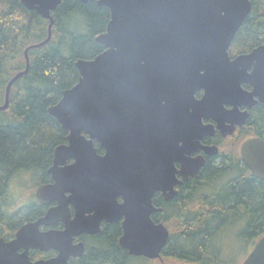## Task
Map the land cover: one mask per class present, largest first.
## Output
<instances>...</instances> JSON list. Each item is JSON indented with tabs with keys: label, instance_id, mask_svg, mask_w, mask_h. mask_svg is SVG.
Wrapping results in <instances>:
<instances>
[{
	"label": "water",
	"instance_id": "water-1",
	"mask_svg": "<svg viewBox=\"0 0 264 264\" xmlns=\"http://www.w3.org/2000/svg\"><path fill=\"white\" fill-rule=\"evenodd\" d=\"M20 1L49 20L48 32L44 40L26 47L25 68L7 82L0 110L8 105L13 82L28 70V49L50 39L51 11L62 0ZM95 1L110 13L105 30L95 37L104 49L91 59L76 60V83L64 89L47 109L68 131V142L55 147L49 170L68 157H73L74 163L58 168L53 175L55 183L38 187L36 194L39 197L45 189L55 191L59 186H99L102 182L96 175H103L121 185L125 197L123 204L112 208L126 211L120 245L132 255L155 258L166 245L169 232L150 219L155 209L152 193L156 190L166 198L174 197L175 186L182 181L176 174L186 179L203 165L202 156L191 158V152L201 147L208 154L216 153L214 145L199 143L204 133H213L210 125L201 123L202 118L214 119L217 127L225 126V133H231L247 115L245 112L239 122L233 120L239 98L255 95L264 106V43L248 53L229 56L228 46L250 10V0ZM242 83L253 89L244 90ZM199 89L203 95L197 99L194 93ZM225 103L233 108L227 110ZM93 139L105 149L104 155L96 153ZM239 152L250 171L264 179V138L245 139ZM136 172L148 173L150 182L137 181L140 189L136 192L141 194L143 206L133 213L129 207L133 191L126 178ZM40 221L43 219L37 223ZM37 223L22 225L9 242L0 237V264H68V255L82 251H71L68 230L43 237L31 230ZM20 241L34 247L47 241L65 244L58 247L54 259L32 263L25 253L9 252ZM240 264H264V233Z\"/></svg>",
	"mask_w": 264,
	"mask_h": 264
},
{
	"label": "trees",
	"instance_id": "trees-1",
	"mask_svg": "<svg viewBox=\"0 0 264 264\" xmlns=\"http://www.w3.org/2000/svg\"><path fill=\"white\" fill-rule=\"evenodd\" d=\"M250 1V11L231 42L233 52L264 43V0ZM51 15L50 39L28 49V70L13 82L8 105L0 110L1 232L30 216L25 210L10 212L13 182L29 170L42 173L53 147L65 141L66 130L48 107L76 83V60L91 59L104 49L95 37L105 30L110 17L107 7L98 6L95 0H62ZM48 24L47 18L20 0H0V104L9 79L25 68L26 47L46 38ZM244 128L242 139L250 135L264 138V111L255 109ZM234 139L232 135L222 143L217 155L220 163L207 160L165 206L167 212L162 216L169 218V238L162 251L164 258L184 264H229L214 263V239L219 232L238 226L242 228L238 236L249 238L251 246L264 233V179L245 166ZM223 178V183L208 190ZM117 233L118 227L109 225L95 239L96 246L80 258V264H130L132 257L116 244Z\"/></svg>",
	"mask_w": 264,
	"mask_h": 264
},
{
	"label": "flooded vegetation",
	"instance_id": "flooded-vegetation-1",
	"mask_svg": "<svg viewBox=\"0 0 264 264\" xmlns=\"http://www.w3.org/2000/svg\"><path fill=\"white\" fill-rule=\"evenodd\" d=\"M231 42L228 46V53L230 58H233L238 54L248 53L254 48L252 47L247 51L233 52L230 49ZM241 87L246 91H251L253 89L252 85L248 83H242ZM194 95L197 99L201 98V96L203 95V90L202 89L197 90L194 93ZM253 100L256 101L254 103H251ZM237 101L240 102V104L236 106V110L233 112L232 115L233 120L239 122L241 116L245 112L247 113V115L245 119L242 121V123L234 125V129L231 133H225V128H224L225 126L217 127L218 123L214 119L211 118L201 119V123L203 125H210L212 127L213 133L212 134L204 133L202 137L199 139V143L205 146L214 145L216 147V153L208 154L201 147L198 148L197 150L192 151L190 157L194 158L197 156H202L204 161L203 165L198 169L196 173L186 176L185 177L186 179H184L180 173H177L176 177L178 179H182L181 183L175 186L177 191H178V187L181 186L183 183L185 184L189 181L190 182L192 181V178H194L196 174H198L200 170L205 166L207 160H209V162L212 161L214 165H216L217 162L218 163L221 162L220 158H218L217 155L220 152V148L223 145L222 143L224 142L225 139H228V137H231L232 135L235 136L234 145L237 146L238 155L241 158L239 152L241 143L249 137L257 136V135H252V136L250 135L242 139V132H246L245 130H243V128L246 126L247 120L250 118V115L255 109L260 108V110L264 111L263 104L257 99L255 95L253 96V98L241 97ZM224 107L227 110L229 109L231 110L233 108L232 104L230 103H225ZM64 130H66L65 141L63 143L57 144L56 146L61 144H66L68 142L67 140L68 131L67 129ZM93 145L96 148V153L99 156L104 155L105 149L100 146V144L96 139H93ZM55 147H53L50 161L47 163L42 173L38 174L36 171L29 170L23 173L13 182L11 188L13 208L11 209L10 212L12 214H18L19 212L25 210L26 212H29L30 216H26L23 219H21L14 227L8 229L5 228L3 232L0 231V237H2L6 242H9L15 237L17 230L22 225L27 223L35 224L39 220L43 219V221L37 223L36 228L33 227L31 230L38 231V233H43L44 234L43 237L53 232L60 233L66 230L71 232V240H67L69 247H72L71 251H77L80 248L82 249V251L77 255H72V254L68 255L66 261L68 264H80V258L85 254L86 250L88 248L91 247L94 248L96 246L95 239L101 233H103V231L106 230V228H108L109 225H116L118 227V233L116 235V244L120 248L125 250L127 255H130L132 257L131 259L136 260L140 258L150 262H156V264H160L165 260H176V261L178 260L176 258H166V257L164 258L162 256V251L165 246L160 251V255L158 257L148 258L143 255H132L128 252V250L125 247L120 245L119 237L122 235L124 230L123 223L126 219V211L124 212L113 211L112 208L114 205L123 204L125 201V197L120 193L122 186L115 184L112 181H109L106 177L103 178V175H96V180L102 182L99 186L97 185L90 186L89 183L87 188L81 187L80 185H73V186L70 185L66 187L59 186L55 188V191H49L48 189H45V191L41 194V196L38 197L36 194L38 187L42 185H52L55 183V179L53 175L58 168L63 169L74 163V158L68 157L63 159V161L60 162L59 164H56L54 170L50 171L49 168L53 165V156H54ZM175 167L176 169H180V164L176 162ZM99 173L101 172L99 171ZM105 175L107 176V172H105ZM148 175H149L148 173L136 172L130 174L126 178V180H128L130 183L131 190L133 191L130 194L131 199L129 203V207L133 210V213L134 212L138 213L141 210V207L143 206V204L140 201L141 194L139 192H136L139 191L140 189V186L137 183V181L142 179L150 182L148 180ZM92 190L94 191L93 193ZM174 197L166 198L161 192L159 191L156 192V190L151 195V203L155 209L150 212V219L154 223H162L167 228L168 232H169V225H168L169 218L162 215L164 211L167 212L165 206L168 203H170V201ZM156 208H160V209L156 210ZM50 210H52V212H49ZM64 244L65 241L63 242L47 241L44 243H40V245L34 247V246H25L26 244L24 243V241H20L15 245H13L14 246L13 248H9L10 249L9 252L12 254L14 253L16 255L25 253L26 258L33 263L41 260L54 259L59 255L58 247ZM215 245L217 246L216 247L217 255L214 257V263L224 262L225 260L221 256V250H220L221 248L220 249L218 248L219 243L217 240L215 242ZM225 262L230 264V261L228 260ZM127 264L129 263L127 262Z\"/></svg>",
	"mask_w": 264,
	"mask_h": 264
},
{
	"label": "rangeland",
	"instance_id": "rangeland-1",
	"mask_svg": "<svg viewBox=\"0 0 264 264\" xmlns=\"http://www.w3.org/2000/svg\"><path fill=\"white\" fill-rule=\"evenodd\" d=\"M225 178L212 183L209 185V191L216 188L220 183H223ZM238 226H233L231 228L223 229L218 233L214 242L216 240L221 248V256L225 261H230L231 264H240L241 260L246 254L249 253L251 249V241L249 238H244L241 235L238 236V231L241 229ZM131 264H156V262H150L144 259H132ZM160 264H184L176 260H165Z\"/></svg>",
	"mask_w": 264,
	"mask_h": 264
},
{
	"label": "bare ground",
	"instance_id": "bare-ground-1",
	"mask_svg": "<svg viewBox=\"0 0 264 264\" xmlns=\"http://www.w3.org/2000/svg\"><path fill=\"white\" fill-rule=\"evenodd\" d=\"M44 45V44H43ZM3 110V109H2Z\"/></svg>",
	"mask_w": 264,
	"mask_h": 264
}]
</instances>
